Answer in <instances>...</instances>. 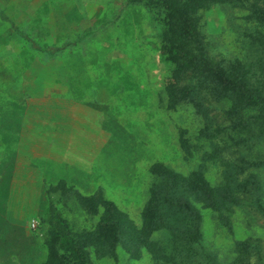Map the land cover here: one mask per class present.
<instances>
[{"label":"rangeland","instance_id":"374dc122","mask_svg":"<svg viewBox=\"0 0 264 264\" xmlns=\"http://www.w3.org/2000/svg\"><path fill=\"white\" fill-rule=\"evenodd\" d=\"M250 9L251 0H232L198 13L225 66L247 59ZM162 17L143 0H0V264L47 261L55 207L78 237L94 232L105 211L99 204L91 213L84 199L113 201L141 225L152 166L188 174L200 164L201 151L187 158L180 145L183 136L199 143L196 99L168 104L175 65L161 50ZM221 170L207 162L212 185ZM194 202L202 243L174 253L170 233L158 230L138 255L127 239L115 255L90 246V264H264L261 214ZM247 238L261 250L244 253L237 242Z\"/></svg>","mask_w":264,"mask_h":264},{"label":"trees","instance_id":"16d2710c","mask_svg":"<svg viewBox=\"0 0 264 264\" xmlns=\"http://www.w3.org/2000/svg\"><path fill=\"white\" fill-rule=\"evenodd\" d=\"M143 1L163 14L161 50L175 65L165 87L169 106L194 98L204 118L199 143L184 136L180 140L187 158L195 150L202 152L201 162L188 174L163 163L152 166L155 181L141 225H136L113 201L84 199L82 204L91 213L98 212L99 204L105 211L94 232L78 237L55 207L47 239L49 257L44 264H90V246L100 256L115 255L124 239L138 255L143 247H151V236L158 230L170 233L174 253L183 245L200 244L202 214L194 201L217 210L243 207L248 214L254 211L264 217V184L258 174L264 171V0H251L248 18L256 27L247 42V59L230 66L213 55L199 29L198 13L215 3L232 0ZM207 162L222 167L223 178L217 185L206 176ZM237 243L247 254L262 247L251 238Z\"/></svg>","mask_w":264,"mask_h":264},{"label":"built area","instance_id":"2783aa9c","mask_svg":"<svg viewBox=\"0 0 264 264\" xmlns=\"http://www.w3.org/2000/svg\"><path fill=\"white\" fill-rule=\"evenodd\" d=\"M32 225H33V227H37L38 226V222L36 220H33L32 221Z\"/></svg>","mask_w":264,"mask_h":264}]
</instances>
